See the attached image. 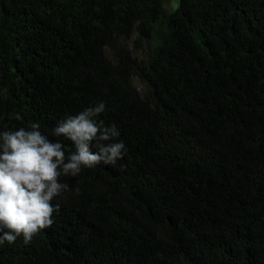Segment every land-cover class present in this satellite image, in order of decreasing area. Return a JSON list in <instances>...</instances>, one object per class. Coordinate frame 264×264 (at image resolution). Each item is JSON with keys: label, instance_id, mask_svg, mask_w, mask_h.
Wrapping results in <instances>:
<instances>
[{"label": "trees", "instance_id": "1", "mask_svg": "<svg viewBox=\"0 0 264 264\" xmlns=\"http://www.w3.org/2000/svg\"><path fill=\"white\" fill-rule=\"evenodd\" d=\"M100 102L123 158L0 264H264V0H0V133L67 162L53 129Z\"/></svg>", "mask_w": 264, "mask_h": 264}, {"label": "clouds", "instance_id": "2", "mask_svg": "<svg viewBox=\"0 0 264 264\" xmlns=\"http://www.w3.org/2000/svg\"><path fill=\"white\" fill-rule=\"evenodd\" d=\"M104 111L100 102L58 122L53 134L71 140L76 149L67 162L63 145L43 135L39 123L30 122L28 130L0 133V244H12L21 235L28 244L38 231L53 224L58 206L50 202L70 188L59 181L62 174L76 176L82 166L115 165L123 158L124 143L109 142L118 136L117 126L105 127L95 120ZM15 119L22 117L15 114ZM93 141L98 151L91 150Z\"/></svg>", "mask_w": 264, "mask_h": 264}, {"label": "rangeland", "instance_id": "3", "mask_svg": "<svg viewBox=\"0 0 264 264\" xmlns=\"http://www.w3.org/2000/svg\"><path fill=\"white\" fill-rule=\"evenodd\" d=\"M129 44H130V47H132V43H129ZM137 88L140 90L141 87L139 85H137Z\"/></svg>", "mask_w": 264, "mask_h": 264}]
</instances>
